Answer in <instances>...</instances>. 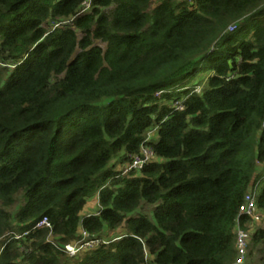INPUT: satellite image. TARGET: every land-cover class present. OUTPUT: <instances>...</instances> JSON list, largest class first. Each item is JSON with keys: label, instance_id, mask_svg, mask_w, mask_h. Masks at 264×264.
I'll use <instances>...</instances> for the list:
<instances>
[{"label": "trees", "instance_id": "trees-1", "mask_svg": "<svg viewBox=\"0 0 264 264\" xmlns=\"http://www.w3.org/2000/svg\"><path fill=\"white\" fill-rule=\"evenodd\" d=\"M263 124L264 0H0V264H235Z\"/></svg>", "mask_w": 264, "mask_h": 264}, {"label": "built area", "instance_id": "built-area-1", "mask_svg": "<svg viewBox=\"0 0 264 264\" xmlns=\"http://www.w3.org/2000/svg\"><path fill=\"white\" fill-rule=\"evenodd\" d=\"M232 28L234 27H231L230 29ZM176 108L182 110L183 105L181 103H176ZM152 135L153 133L150 132L146 140H149V138H151ZM154 160H156V155L152 147L143 144L140 147L139 153L132 156L129 162L124 163L120 167L121 174L127 175L133 172H140L146 165H148ZM257 190H258V182L256 184H253L252 187L249 189V191L245 194L243 203L238 211L239 213L236 218V225L234 229L235 247L237 250V257L235 264L244 263L249 238L252 232L256 229L262 217L256 206ZM241 216L246 218L244 224H247L248 225L247 227H249V229H246L244 227V224H242V220L240 219ZM40 227L51 228V225L46 218H42L40 221H38L35 224L34 228H40ZM79 232L81 236L80 240L76 241L71 245L65 246V250L70 255H75L78 251L84 248L86 249L93 248L99 243L98 239L90 238L87 231L81 229Z\"/></svg>", "mask_w": 264, "mask_h": 264}, {"label": "rangeland", "instance_id": "rangeland-1", "mask_svg": "<svg viewBox=\"0 0 264 264\" xmlns=\"http://www.w3.org/2000/svg\"><path fill=\"white\" fill-rule=\"evenodd\" d=\"M154 134V133H153ZM121 166H117V169H119ZM152 208L153 206L152 205H148L145 209H148V210H142L140 211V209H136L135 211H133L131 213V215H137L138 213H146L148 214V217L153 220V217H152ZM98 209L97 205L95 204V197H90L88 200H87V203L85 205V207L83 208V210L81 211V215H85V214H90L92 212H95L96 210ZM264 226V218L261 217V220L259 222V224L257 225V227H262ZM111 233V236H115L117 234L120 233V229H116V230H113V231H110Z\"/></svg>", "mask_w": 264, "mask_h": 264}]
</instances>
